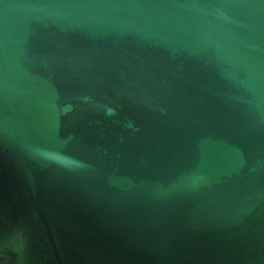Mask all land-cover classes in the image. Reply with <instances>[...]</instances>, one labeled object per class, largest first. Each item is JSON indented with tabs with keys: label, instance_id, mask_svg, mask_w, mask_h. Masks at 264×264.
<instances>
[{
	"label": "water",
	"instance_id": "water-1",
	"mask_svg": "<svg viewBox=\"0 0 264 264\" xmlns=\"http://www.w3.org/2000/svg\"><path fill=\"white\" fill-rule=\"evenodd\" d=\"M0 264H264V0H0Z\"/></svg>",
	"mask_w": 264,
	"mask_h": 264
}]
</instances>
